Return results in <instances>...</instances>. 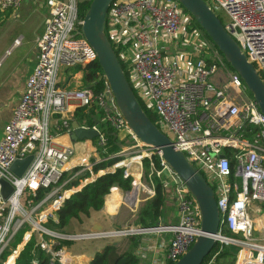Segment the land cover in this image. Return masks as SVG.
I'll return each mask as SVG.
<instances>
[{"label": "built area", "instance_id": "1", "mask_svg": "<svg viewBox=\"0 0 264 264\" xmlns=\"http://www.w3.org/2000/svg\"><path fill=\"white\" fill-rule=\"evenodd\" d=\"M22 1L0 0V12L15 10ZM81 1L44 0L48 17L34 41L36 64L3 128L0 181L13 190L3 199L0 185V257L17 231L28 226L31 232L23 234L21 246L0 264L15 263L34 235V228L42 234L38 239L34 236L36 245L50 255V264L71 263L65 247L57 248L60 239H54L56 234L44 225L48 221L57 223L55 213L66 199L61 196L64 184L57 185L62 174L77 168L74 174L78 175L94 165L83 157L76 166H70L75 151L58 141L69 135L68 115L75 108L94 105L101 112L103 123L131 135L103 77V90L96 95L89 89L68 93L57 86L61 70L96 61L94 51L82 36L83 16L78 14ZM203 1L264 84V0ZM104 33L113 51L117 50L118 61L126 67L127 82L138 103L155 113L156 128L213 190L222 224L217 241L240 250L236 264H264V116L254 100L245 95L240 78L227 68L194 19L175 0H114L106 12ZM17 44L15 40L14 45ZM164 45L173 53H165ZM218 70L226 73L229 87L216 81ZM91 129L99 133L96 126ZM134 141L133 146L114 157L121 158L129 150L137 154L135 163L147 158L155 176L163 178L162 186L174 192L177 223L145 231L171 234L163 248L164 264H174L201 234L197 205L160 154ZM97 144H105L100 134ZM223 148L235 151L233 167L222 155ZM153 155L160 159L159 171L154 170ZM28 156H32L28 168L21 177H15L10 166ZM123 163L120 160L111 169H125ZM124 175L130 176L126 169ZM41 189L50 190L38 200L36 192ZM250 209L254 216L260 213L259 218L253 220ZM222 228L239 239L223 236ZM46 236L51 240H46ZM97 238L100 236L88 233L64 236L61 241ZM206 264H212V260Z\"/></svg>", "mask_w": 264, "mask_h": 264}, {"label": "water", "instance_id": "2", "mask_svg": "<svg viewBox=\"0 0 264 264\" xmlns=\"http://www.w3.org/2000/svg\"><path fill=\"white\" fill-rule=\"evenodd\" d=\"M175 1L194 19L198 27L222 56L225 63L240 78L246 91L257 104L258 110L264 116V84L252 65L247 62L238 45L224 31L217 16L207 7L203 0ZM113 2L114 0H90L82 18V36L95 53L96 62L101 69L102 77L106 81L116 107L132 137L143 146L160 154L161 159L183 183L197 205L200 218L199 231L201 234L196 237L188 252L174 264H202L218 242L216 237L220 235L222 226L213 190L203 176L185 159L184 155L174 150L171 142L149 121L136 100L117 56L104 33L106 12ZM70 128L68 138L71 144L80 141L91 142L99 136L97 131L91 128H83L74 120L71 122ZM31 161L32 156L17 160L12 163L9 170L15 177L19 178L28 168ZM99 175L101 173L97 176ZM86 183L89 182H85L83 186ZM0 185L1 195L3 199H6L13 189L2 180ZM75 192L77 190L72 192V194ZM147 229L136 227L129 231L105 233L101 231V227L98 224H94L90 233L107 238L130 236L133 233L148 231ZM110 245L116 246L117 243L113 242Z\"/></svg>", "mask_w": 264, "mask_h": 264}, {"label": "trees", "instance_id": "3", "mask_svg": "<svg viewBox=\"0 0 264 264\" xmlns=\"http://www.w3.org/2000/svg\"><path fill=\"white\" fill-rule=\"evenodd\" d=\"M89 2L90 0H82L81 2H79L78 14L80 16L84 15ZM115 54L118 56L117 50H115ZM223 62L225 63L224 59ZM119 63L124 76L128 81L126 67L120 60ZM225 65L231 72H233L227 65V63H225ZM67 70H71L72 73L80 72L82 74L80 79V90L89 89L95 95L103 90L102 72L96 61L84 66L77 65ZM139 105L149 121L152 124H156L157 116L155 115V113L152 110L146 109L140 102ZM72 119L76 121L79 126L87 128L96 126L99 134L104 138L105 144L102 147L97 144L98 137L91 141L92 146H94L99 157L98 161H94L92 174L97 175L99 172H104L99 176H95L92 182L86 183L79 191L71 194L64 200L62 206L55 213L57 223L54 224L51 221H48L45 224V228L48 230L61 231L66 228L71 221L81 222L83 217L89 218L91 212H99L102 210L105 200L111 193L112 189L118 188L121 192L127 193L131 190L132 187V178L130 176L124 175V168L108 170L110 167L120 161V158H116L114 156L119 154L123 148L131 147L135 144V141L130 137V135L125 133L126 135L123 138L119 136L118 131H115L107 124L103 123L101 121L102 114L94 105L90 107L75 108ZM221 153L224 157L229 159L230 165L231 167H233L234 162L232 156L235 151L230 148H223L221 150ZM151 162L153 164L154 170L159 171V157L153 155L151 157ZM123 164L126 165L125 162ZM141 164L142 169H144L145 172L149 174L154 181V196L150 200L146 201L137 210L133 225L147 229L156 227L158 224V220L161 216L160 209L164 203L165 189L162 186V177L155 176V173L152 172L150 168L148 159L143 158ZM77 171L78 169L76 168L72 170V173L70 174H62L60 180L57 183V185H61L63 182L67 181V183L62 186V191L76 188L79 186L80 181L86 180L90 177L89 172L85 171L77 175L72 181H68L70 176L74 175V173ZM49 190L50 189H41L37 191V199L41 200L44 195L49 192ZM64 194H66V192ZM26 230L27 227H24L23 229L17 231L8 247L2 253L0 261L5 260V258L11 253V251L21 243L23 234ZM221 234L225 237L237 238V236L231 234L225 228H222ZM123 241H126V247H121V244H118L116 246H111L110 244L106 245L101 252H96L87 264H141L140 260L135 255V250L140 243V235L125 236L122 238V242ZM58 242L59 246L57 248H68L71 245L72 241L60 240ZM234 249L238 248L230 244H222L217 242L213 250L210 252L208 257L203 261L202 264H206L211 260L212 262H214V264H235L237 259V252ZM49 260L50 255L39 249V247L36 245L34 236H32L20 251L14 264H33L34 262L36 264H50ZM53 264L59 263L54 262Z\"/></svg>", "mask_w": 264, "mask_h": 264}, {"label": "crops", "instance_id": "4", "mask_svg": "<svg viewBox=\"0 0 264 264\" xmlns=\"http://www.w3.org/2000/svg\"><path fill=\"white\" fill-rule=\"evenodd\" d=\"M37 6L38 5H35L33 0H23L17 9L2 12L0 15V139L2 138L3 128L10 120L12 110L18 103L24 90L25 81L36 64L37 52L34 41L36 36L42 33L44 21L48 17V8L44 5L42 6L43 8L39 10L36 8ZM35 11L37 16L30 33L24 34L21 33L20 30L17 31L16 26L26 24L30 15ZM15 40L18 41L17 45H14ZM21 47L24 49L13 57L14 52ZM162 49L165 53H173L168 46L164 45ZM4 66L6 67L4 68ZM81 75L80 72L72 73L71 70H61L58 75L57 86L68 93L79 92V88L81 87ZM73 112L68 115L70 123L73 121ZM58 141L62 145L71 146L75 151L70 166H76L78 161L83 157H87L89 153H96L94 146H92V143L89 141H80L71 144L68 136L61 137ZM134 161L135 159L130 161L128 166L130 167V164ZM136 185L137 184L133 186L136 189L135 195L137 196L138 187ZM139 188L142 189L141 191L144 195H147L139 200L136 196L134 198H129L128 194L130 195V191L123 193L118 188L112 189L111 193L105 200L103 209L99 212H92L90 214L96 215L91 217L92 224L90 229L96 223L101 227V231L105 233L125 228L133 229L138 227L133 225L138 208L154 196L153 190L151 192L141 184ZM164 189V203L160 209L161 216L157 225H174L177 223L175 194L172 189ZM65 192H68V195L69 193H72L71 191ZM64 197L66 198L68 196L64 194ZM114 198H116L117 201H114ZM118 210V218L114 220L113 218ZM252 210H254V208H252ZM130 213L132 214L131 221H128L126 220V216ZM100 215L104 216L105 221L99 220ZM70 223L68 226H70ZM133 235H140V243L135 250V255L140 260L141 264H164L163 248L168 244L172 237L170 233H157L151 231ZM99 239L106 238L100 237L95 239V241H99ZM109 244L110 242L108 241L95 243L90 247L91 249L89 251L78 250L71 254H67L66 252V255L70 259V264H87L96 252H101L102 249ZM118 244H121V247H126V241L122 242L121 240L117 245ZM65 250L67 251V248H65Z\"/></svg>", "mask_w": 264, "mask_h": 264}, {"label": "rangeland", "instance_id": "5", "mask_svg": "<svg viewBox=\"0 0 264 264\" xmlns=\"http://www.w3.org/2000/svg\"><path fill=\"white\" fill-rule=\"evenodd\" d=\"M33 2H34V4L36 5H38L36 8H38L39 10L40 9H42L43 7L42 6H44L45 4H44V0H33ZM38 10V11H39ZM36 16H37V13H36V11L32 14V15H30V17H29V19L26 21V24H24V25H20V26H16V28H17V31L18 30H20L21 31V33H24V34H28V33H30V31H31V28H32V26H33V24H34V22H35V19H36ZM221 20H222V22L223 23H225L226 22V17L224 16V15H222V18H221ZM40 35V34H39ZM212 44V43H211ZM214 47V46H213ZM24 48L23 47H21L19 50H17L16 52H14V55H13V57H15L19 52H21L22 50H23ZM211 56H212V54H211ZM211 56H204V58H206V59H209V58H211ZM6 66H4V68H5ZM3 68V69H4ZM215 78H216V81H218V83L221 85V86H228L229 87V81H228V79H227V76H226V73L224 72V71H222V70H218L217 71V73H216V75H215ZM81 89V87L79 88V90ZM247 92V91H246ZM249 93H247V94H245V95H248ZM4 105V104H3ZM128 134V133H127ZM126 134H125V131H120L119 132V136H121V137H123L124 138V136H125ZM130 137L133 139V137L130 135ZM134 140V139H133ZM127 148H130V147H127ZM127 148H123V149H127ZM122 149V150H123ZM127 153L123 156V157H121L120 158V160L122 161H124L125 162V169H126V172H128L129 173V175H130V177L132 178V187H131V190L133 189V188H135L133 185H135V184H137L136 186L138 187V189H137V199L139 200V199H141L143 196H147V195H144L143 193H142V189L141 188H139L140 187V184L143 186V187H146L147 188V190H150L151 192H152V190H153V187H154V181L152 180V178L150 177V175L149 174H147L146 172H145V170L144 169H142V164H141V161H140V164H138V163H132V164H130L131 166L129 167L127 164H129L130 163V161L131 160H133V158L137 155L134 151H126ZM98 154L97 153H93V152H91V153H89L88 154V156L86 157V159H87V162H88V164H93L94 163V161H96V160H98ZM93 167V166H92ZM92 167H91V170L90 171H88L87 170V172H89V174H90V177L88 178V179H86V180H82V181H80V184H79V186L78 187H76V188H71L70 190H67V191H71V192H74V191H76V189H78V190H80V188H81V186L85 183V182H90V181H92V180H94V178H95V176H97L98 174H100V172L97 174V175H93L92 174ZM108 170H112L111 169V167L108 169ZM104 172V171H103ZM103 172H101V174L103 173ZM65 173H72V171H69V172H65ZM64 173V174H65ZM82 172L81 171H79L77 174L79 175V174H81ZM77 175H71L70 176V178H69V180L68 181H72L75 177H76ZM67 183V181H65V182H63L62 184H66ZM77 190V191H78ZM130 190V191H131ZM64 192L65 191H62L61 190V196L64 194ZM135 192H136V189H135ZM72 193H69V195H68V192H66V196H70ZM134 196V197H135ZM128 197L129 198H132L129 194H128ZM133 197V198H134ZM142 206V205H141ZM140 206V207H141ZM139 207V208H140ZM138 208V209H139ZM103 209V208H102ZM262 210V209H261ZM261 212V211H260ZM92 213V212H91ZM90 213V214H91ZM134 214V213H133ZM249 214L251 215V217H252V219L254 220V219H257V218H259V216H260V213H257V214H255V216L252 214V211H251V209H250V211H249ZM118 215H119V210L117 211V213H116V215H115V217L113 218L114 220H116L117 218H118ZM131 213L130 214H128V216H126V220H128V221H131L130 219H131ZM92 216H96V215H90L89 216V218H85V217H83L82 218V221L81 222H77V221H71V223H70V226H68V227H66V228H64L63 230H48V229H46V230H48V231H50V232H52V233H54V234H56V237H54V239H60V240H63V237L64 236H74V235H82V234H88V233H90L91 232V229H90V227H91V217ZM16 219H19V217H16ZM98 220V219H97ZM99 220L100 221H105V218H104V216L103 215H100V218H99ZM15 222V221H14ZM97 224V223H96ZM25 226H27V225H25ZM44 227H45V225H44ZM29 228L30 227H28L27 226V230L25 231L26 233H27V231H28V233H30L31 232V230H29ZM254 228H256V225L254 226ZM116 229V228H115ZM129 230H132V229H129V228H125V229H120V230H115V231H112V232H118V231H129ZM24 232V233H25ZM32 233L34 234L33 236H35V238L36 239H38L42 234L41 233H38V232H36V229L34 228L33 229V231H32ZM25 235V234H24ZM62 235V236H61ZM47 237V236H46ZM123 237H125V236H116V237H107L106 239H99V241H95V239H81V240H74V241H72L71 242V245L67 248V254H71V253H74V252H76V251H89L91 248V246H93L95 243H100V242H106V241H108V242H110V244L111 243H113V242H115V243H118V242H120L121 240H122V238ZM255 237L256 238H260L259 236H258V234H255ZM53 239V238H52ZM237 239H239L238 237H237ZM46 240H51L50 239V237H47V239ZM23 243V240H21V243L19 244V245H17V246H21V244ZM219 243V242H218ZM262 244H263V242H261ZM222 244H226V243H222ZM16 246V247H17ZM16 249H14V250H12V251H15ZM234 250H236V252H237V258H238V253L240 252V250L239 249H234ZM11 251V252H12ZM236 262H237V259H236ZM236 262H235V264H236ZM212 264H214V262H212Z\"/></svg>", "mask_w": 264, "mask_h": 264}, {"label": "bare ground", "instance_id": "6", "mask_svg": "<svg viewBox=\"0 0 264 264\" xmlns=\"http://www.w3.org/2000/svg\"><path fill=\"white\" fill-rule=\"evenodd\" d=\"M64 196V194H63ZM113 196V195H112ZM130 196L133 198L135 196V188H133L131 191H130ZM110 200V199H109ZM116 200V198H114V201ZM117 201V200H116ZM120 201V200H119ZM121 204V203H120ZM117 206V204H116Z\"/></svg>", "mask_w": 264, "mask_h": 264}]
</instances>
